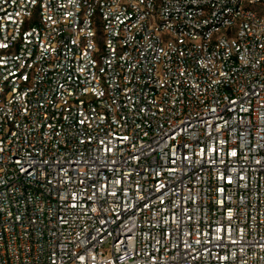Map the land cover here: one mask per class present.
Listing matches in <instances>:
<instances>
[{"label": "built area", "instance_id": "obj_1", "mask_svg": "<svg viewBox=\"0 0 264 264\" xmlns=\"http://www.w3.org/2000/svg\"><path fill=\"white\" fill-rule=\"evenodd\" d=\"M0 264H264V0H0Z\"/></svg>", "mask_w": 264, "mask_h": 264}]
</instances>
